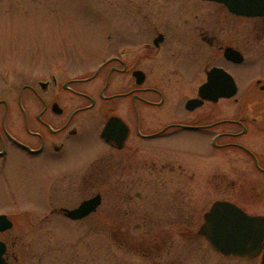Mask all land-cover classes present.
Listing matches in <instances>:
<instances>
[{"label": "flooded vegetation", "instance_id": "1", "mask_svg": "<svg viewBox=\"0 0 264 264\" xmlns=\"http://www.w3.org/2000/svg\"><path fill=\"white\" fill-rule=\"evenodd\" d=\"M97 1L107 31L96 63H28L24 37L7 46L0 32L5 261L22 264L13 230L29 214L42 216L39 227L99 216L101 230L191 231L224 201L264 229V17L208 0ZM208 193L193 229L186 198ZM94 198L85 217L66 215ZM179 200L171 222L154 214ZM220 255L263 264L264 240L257 255Z\"/></svg>", "mask_w": 264, "mask_h": 264}, {"label": "rangeland", "instance_id": "2", "mask_svg": "<svg viewBox=\"0 0 264 264\" xmlns=\"http://www.w3.org/2000/svg\"><path fill=\"white\" fill-rule=\"evenodd\" d=\"M106 31L97 0H0V32H7V46L10 43L14 47L25 38L28 63L50 62L55 66L67 59L80 67L82 58L94 62L91 50L99 47ZM252 69L259 70L257 66ZM3 94H7L5 88L0 89ZM197 196L186 198V210L181 214L193 215V229L201 224L200 206L210 204L216 197L211 193L200 199ZM172 204L153 212L171 222L169 216L182 210L179 205L183 207L180 200ZM41 219V215L30 214L16 217L13 233L22 241L13 248L22 264H246L218 254L204 237L197 235L198 230H165L162 226L152 231L101 230L95 226L101 222L99 216L91 219V226L61 218L49 225H32Z\"/></svg>", "mask_w": 264, "mask_h": 264}, {"label": "water", "instance_id": "3", "mask_svg": "<svg viewBox=\"0 0 264 264\" xmlns=\"http://www.w3.org/2000/svg\"><path fill=\"white\" fill-rule=\"evenodd\" d=\"M224 4L232 13L251 18L264 17V0H208ZM208 85L202 89L210 88ZM99 198L82 204L76 210H65L66 215L80 219L94 211ZM205 224L197 235L205 237L216 251L225 256H254L259 254L264 240L261 217H251L229 202H216L205 216ZM12 222L6 215H0V232L11 229ZM5 245L0 241V264H8L4 259ZM264 264V263H263Z\"/></svg>", "mask_w": 264, "mask_h": 264}]
</instances>
